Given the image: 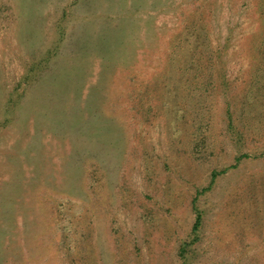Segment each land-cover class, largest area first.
Instances as JSON below:
<instances>
[{"label":"rangeland","instance_id":"obj_1","mask_svg":"<svg viewBox=\"0 0 264 264\" xmlns=\"http://www.w3.org/2000/svg\"><path fill=\"white\" fill-rule=\"evenodd\" d=\"M0 264H264V0H0Z\"/></svg>","mask_w":264,"mask_h":264},{"label":"trees","instance_id":"obj_2","mask_svg":"<svg viewBox=\"0 0 264 264\" xmlns=\"http://www.w3.org/2000/svg\"><path fill=\"white\" fill-rule=\"evenodd\" d=\"M217 173L218 172L214 173V175H213L214 178L217 176ZM195 208H196V211H197V217H196V221H195V224H194V227H193L194 239H192L190 242H188V243H186L184 245L183 250H182V255L185 256V257H187L186 254L188 252V248L190 247V245H192L193 242L198 239V230H199V228L201 226V223H202V213H201V211L198 210L197 206H195Z\"/></svg>","mask_w":264,"mask_h":264}]
</instances>
